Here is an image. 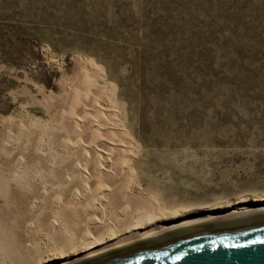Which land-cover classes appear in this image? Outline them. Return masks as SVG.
I'll list each match as a JSON object with an SVG mask.
<instances>
[{
    "label": "rangeland",
    "instance_id": "1",
    "mask_svg": "<svg viewBox=\"0 0 264 264\" xmlns=\"http://www.w3.org/2000/svg\"><path fill=\"white\" fill-rule=\"evenodd\" d=\"M79 60L159 211L264 202V0H0V143L13 122L47 124ZM8 249L0 264H22Z\"/></svg>",
    "mask_w": 264,
    "mask_h": 264
},
{
    "label": "bare ground",
    "instance_id": "2",
    "mask_svg": "<svg viewBox=\"0 0 264 264\" xmlns=\"http://www.w3.org/2000/svg\"><path fill=\"white\" fill-rule=\"evenodd\" d=\"M77 62L65 92L46 105L47 124L13 122L0 143V239L22 264H61L178 226L264 210L260 202L162 212L141 197L136 148L111 116L104 79L92 62Z\"/></svg>",
    "mask_w": 264,
    "mask_h": 264
},
{
    "label": "water",
    "instance_id": "3",
    "mask_svg": "<svg viewBox=\"0 0 264 264\" xmlns=\"http://www.w3.org/2000/svg\"><path fill=\"white\" fill-rule=\"evenodd\" d=\"M61 264H264V210L178 226Z\"/></svg>",
    "mask_w": 264,
    "mask_h": 264
}]
</instances>
